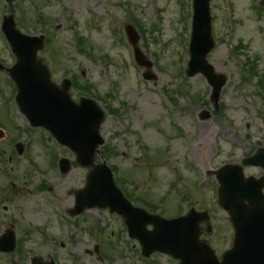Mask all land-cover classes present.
<instances>
[{
	"label": "rangeland",
	"instance_id": "1",
	"mask_svg": "<svg viewBox=\"0 0 264 264\" xmlns=\"http://www.w3.org/2000/svg\"><path fill=\"white\" fill-rule=\"evenodd\" d=\"M262 1L210 2L216 44L206 60L217 78H225L216 102L203 76H185L191 0H0V25L3 16L11 15L20 33L44 36L37 59L48 68L51 81L60 85L64 78L76 76L79 85L71 86V97L76 102L91 98L105 112L100 155L130 182L124 185L132 189V199L144 195L145 206L162 208L160 216L167 218L183 213L171 208L177 204L213 210L212 171L222 164L238 165L242 157L264 148ZM36 18L45 23L36 25ZM125 26L136 32L143 67L134 64L132 49L123 41ZM245 61L249 64L243 68ZM0 62L6 67L14 63L1 30ZM144 74L151 79L144 80ZM13 90L7 74L0 72V132L5 135L0 144L14 140L27 145V156L18 157V164L12 161L10 172L13 178L22 174L29 180L10 209H22L14 220L24 227L22 233L34 230L27 241L22 233L17 235L27 253L22 264H29L30 257L53 258L56 264H131L120 255L125 240L117 236L122 225L118 216L93 209L77 217L75 226L61 219L64 204L84 187L89 169L75 165L74 155L47 132L28 128L14 104ZM204 111L208 117H202ZM61 158L71 164L65 175L58 171ZM100 163L96 156L94 164ZM263 171L243 167L245 177H258ZM223 220L214 212L210 224L228 237L227 229L218 224ZM40 225L47 238L35 232ZM132 241L126 243L133 264L163 263L158 256L142 263ZM95 245L105 261L96 260ZM164 264H169L167 256Z\"/></svg>",
	"mask_w": 264,
	"mask_h": 264
},
{
	"label": "water",
	"instance_id": "2",
	"mask_svg": "<svg viewBox=\"0 0 264 264\" xmlns=\"http://www.w3.org/2000/svg\"><path fill=\"white\" fill-rule=\"evenodd\" d=\"M209 1L194 0L193 38L188 75L193 76L201 72L212 87V100L216 102L225 80L224 78H217L213 74L211 66L205 63V56L213 47L209 27ZM3 28L17 59L16 64L8 70V73L17 86L16 101L21 112L24 113L31 125L43 126L55 137L58 143L73 151L76 155L77 164L81 167L92 166L93 157L98 153L96 148L102 144L98 130L103 121V114L95 103L89 100H80V105H74L69 100V83L67 81H64L60 88L50 83L47 69L35 59L36 52L42 48V37L29 38L20 35L15 29L12 17L6 19ZM135 41L134 37L131 38L133 44ZM139 62L142 65L140 60ZM0 69H2L1 66ZM257 157L258 163L263 161L264 152ZM60 169L63 173L67 172L69 162L65 159L61 160ZM230 169L233 168L227 167L223 171ZM220 181V189L223 192L226 189L260 190L261 188L260 184L253 180V184L248 182L250 180H243L241 172H238L237 178L227 177L223 174ZM87 182L86 188L76 193L79 208L109 207L111 211L114 209L120 213L129 223H133L132 214L141 212L134 210L121 197L111 181L109 170L104 164L94 167L87 175ZM251 210L254 209L251 208ZM181 220L186 221L187 219ZM179 222L180 220L162 221L157 217H151L149 220L154 228L156 225H163L167 229L178 228ZM259 226L260 221L258 219L248 218L243 220L236 229L240 236L242 232V236H244V231L248 232L251 229L254 230L255 235ZM165 245L167 242L162 243L163 251H166Z\"/></svg>",
	"mask_w": 264,
	"mask_h": 264
},
{
	"label": "flooded vegetation",
	"instance_id": "3",
	"mask_svg": "<svg viewBox=\"0 0 264 264\" xmlns=\"http://www.w3.org/2000/svg\"><path fill=\"white\" fill-rule=\"evenodd\" d=\"M10 143H6L0 146V235L6 231H13L16 236V247L13 252L0 253V264H14L13 260L24 261L27 258V253L22 247L23 241L17 236L18 233H22V227L15 223L14 220L17 216L22 215V209L16 207V209L11 212V208L14 207L13 202L17 199L22 198V186L26 184L25 175L22 176L16 174L13 178L11 173L12 167L11 163L14 160L18 164L16 158L13 159L12 156H6L10 153ZM27 178V176H26ZM263 206H264V189H263ZM10 211V212H9ZM220 236L216 229L208 227V223L200 224L199 226V240L202 243H207L213 252V256L216 258L218 264L221 263V256L229 248V244L220 245L215 242ZM215 239L213 240V238ZM231 244V242H230ZM171 264H178L177 261L168 258ZM20 264V263H19Z\"/></svg>",
	"mask_w": 264,
	"mask_h": 264
},
{
	"label": "bare ground",
	"instance_id": "4",
	"mask_svg": "<svg viewBox=\"0 0 264 264\" xmlns=\"http://www.w3.org/2000/svg\"><path fill=\"white\" fill-rule=\"evenodd\" d=\"M64 207L67 208V207H68V203H65V204H64Z\"/></svg>",
	"mask_w": 264,
	"mask_h": 264
}]
</instances>
